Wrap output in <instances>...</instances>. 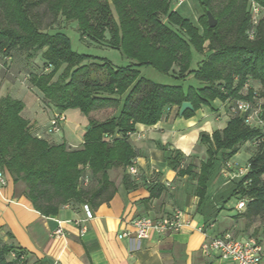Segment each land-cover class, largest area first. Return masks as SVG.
I'll return each mask as SVG.
<instances>
[{
  "label": "trees",
  "instance_id": "16d2710c",
  "mask_svg": "<svg viewBox=\"0 0 264 264\" xmlns=\"http://www.w3.org/2000/svg\"><path fill=\"white\" fill-rule=\"evenodd\" d=\"M197 2L202 11L199 27L171 10L168 0H0L4 70H8L7 60L24 55L26 67L40 56V73L26 77L42 103L58 113L76 110L87 121L78 149L71 150L66 143L50 145L32 134L21 117L20 101L0 100V171L10 176L15 189L22 185L20 193L36 212L56 216L67 205L87 206L92 212L108 203L115 193L110 170H122L125 188L130 183L126 169L136 152L127 140L135 126H154L168 110L180 108L184 102L193 107L183 113L184 118L215 100L226 103L229 113L230 102L250 99V93L243 97L242 88L251 79L263 101L264 119V24L257 21L253 38L248 37L250 4L264 8V0ZM207 12L216 20V27L207 26ZM43 17L51 25L59 18L73 23L82 42L116 50L128 65L114 67L104 59L73 52L64 33L42 31ZM193 54L199 57L194 67ZM143 67L181 82L192 79L199 86L184 90L181 85L156 84L141 76ZM106 111L112 114L91 119ZM228 116L223 131L201 135L207 159L195 175L196 196L202 202L213 174L248 145L254 151L248 172L233 182L228 198L245 200L243 217H264V142L257 149L251 146L261 132L246 127L241 117ZM181 159L179 153H173L169 168L178 170ZM193 168L189 165L178 173L191 175ZM20 253L14 243L0 240V264H25ZM11 254L15 259L9 261Z\"/></svg>",
  "mask_w": 264,
  "mask_h": 264
},
{
  "label": "crops",
  "instance_id": "0c3cea01",
  "mask_svg": "<svg viewBox=\"0 0 264 264\" xmlns=\"http://www.w3.org/2000/svg\"><path fill=\"white\" fill-rule=\"evenodd\" d=\"M257 21L264 24V9L259 11ZM183 83L199 86L192 79ZM188 86L182 87L186 90ZM6 97L23 104L21 117L29 123L33 135L42 137L50 145H72L70 135L62 136L59 142L48 137L47 126L58 112L42 103L28 76L15 74L12 70L6 73L0 65V100ZM178 112L179 108L173 107L156 125L135 126L127 142L136 152L132 162L138 175H129L130 183L125 188L122 170H110L108 177L115 193L108 203L92 211V220L83 223L86 215L80 206H64L56 216L40 215L17 192L6 173L5 186L0 189V228L36 264H230L216 256L204 255L201 246L207 238L231 233L230 227L237 228L235 215L228 207L230 199L224 197L233 185L225 192L224 184L218 179L221 175L233 181L238 178L230 169L223 173L219 168L211 177L201 202L196 196L195 176L199 174L200 164L207 159L206 147L200 142L201 135L210 136L226 128V103L215 100L210 106H201L189 118L180 117ZM80 120L84 131L79 143L87 127L86 119L81 116ZM175 152L182 158L178 170L168 166L169 158ZM238 153L227 163L231 164ZM189 165L194 167L193 174L178 173ZM175 211L182 213L181 223L190 222L189 227L163 236L152 233L140 242L118 239L121 233L134 232L131 220L135 217L160 218ZM82 227L84 233H81ZM199 227H203V233L196 230ZM59 229L61 234L56 235ZM262 230L257 237L232 236L239 240L260 238Z\"/></svg>",
  "mask_w": 264,
  "mask_h": 264
},
{
  "label": "rangeland",
  "instance_id": "374dc122",
  "mask_svg": "<svg viewBox=\"0 0 264 264\" xmlns=\"http://www.w3.org/2000/svg\"><path fill=\"white\" fill-rule=\"evenodd\" d=\"M170 3V8L171 10L175 11L177 14H179L182 18L188 19L193 25L196 27H199V18L202 16V11L199 7V4L197 0H182V1H176V0H168ZM41 12V11H40ZM49 19L46 17L41 18V29L44 32H62L64 33L67 38L70 41L71 44V50L77 54L80 55H88V56H93L97 57L100 59H104L108 62H110L114 67H125L128 65L129 61H127L118 51L112 50L110 48L97 45V44H91L88 42H82L79 38L78 32L76 31V26L73 23H66L64 22L61 18L57 20L56 23L54 24H48ZM2 55L0 54V65L3 68L2 65ZM25 56L21 55L18 58H14V61H9L7 60V65L5 66V69L8 68L7 71H3L8 73L9 70H12L13 73L19 72V74H24V75H33V74H38L40 73L42 69V60L40 56H37L36 59L33 61H30L28 66L25 67ZM198 55L193 54V59H192V67L196 65L198 62ZM9 66V67H8ZM141 76H143L145 79L150 80L156 84H164V85H182L184 88L188 86L186 83L181 82L178 79L173 78L171 75H164L161 74L155 70H153L150 67H143L141 69ZM227 109V108H226ZM112 114L111 111H106L102 115H93L91 116V119H104L107 118ZM65 123L63 125V129L59 135H51L47 134L48 137L54 140V142H59L61 141L62 136H71L73 141H71L72 145L67 146L71 149H78V147L81 146L80 142V134H83L84 128H83V123H80V117L81 114L76 111V110H69L65 113ZM78 127V129H76ZM254 153L253 149L247 145V148H242L238 155L234 157L231 160V165L232 168L230 169L233 173H237V170L240 168L246 167L248 164V160L251 157V155ZM224 164V163H223ZM221 165L220 168L223 169L224 172H228L230 170H227L225 165ZM230 164V163H229ZM3 172V171H2ZM4 173V172H3ZM6 173H4L5 175ZM224 175V174H223ZM218 181L222 184L223 189H225V192L231 188L233 185L232 183L234 182L233 180H228L225 177H221L218 179ZM229 181L230 183H227ZM17 192L20 193L23 191L22 185H18L16 187ZM232 194V190L227 192V194L224 196L225 198H228ZM238 204V201L236 198H231L228 207L229 211H233V216L235 223L237 224V228L234 229L232 227L228 228V231H230V234H234L235 237H246L249 235H253L254 237H257L261 230L264 229V217L261 218H255V219H247L243 217V211L244 210H237L235 207ZM82 207V206H81ZM0 240L1 243L7 244V243H14L13 240L9 238L7 233L5 232L4 229H0ZM17 247V246H16ZM18 250L14 251V255H17ZM14 255H9L8 260L12 261L14 260L15 256ZM21 257L23 258V261L25 264H36L34 262L33 258L31 256H28L25 254L23 251L20 253Z\"/></svg>",
  "mask_w": 264,
  "mask_h": 264
},
{
  "label": "built area",
  "instance_id": "2783aa9c",
  "mask_svg": "<svg viewBox=\"0 0 264 264\" xmlns=\"http://www.w3.org/2000/svg\"><path fill=\"white\" fill-rule=\"evenodd\" d=\"M182 1V0H176ZM254 3L250 4V13L252 16V29L248 33L249 39L253 38L254 27L257 24V15L260 10H263ZM243 97L250 93V99H237L229 104L228 115L238 116L243 119V123L250 129L259 130L261 135L254 139L251 146L255 149L264 142V119L261 117V106L263 101L259 97L257 89L253 88L252 80L247 79L242 88ZM229 117V116H228ZM66 117L64 113L55 114L47 126L46 133L51 135H59L62 131ZM226 169H231V164L225 165ZM249 169V165L240 168L235 174L236 178L243 177ZM126 173L130 176H137L138 171L134 167L133 162L127 167ZM226 173V172H223ZM87 179L84 184H87ZM5 175L0 171V189L5 186ZM245 200L238 201L236 209L241 211L245 208ZM83 211L86 215L83 223L93 219V213L87 206H83ZM182 213L175 211L172 215L150 218V217H135L131 220V225L134 232L121 233L118 239H128L129 241L140 242L147 239L150 234L155 233L159 236L170 234L179 231L183 227H189L190 222L181 223L180 218ZM198 232L203 233V227L196 229ZM85 228L82 227L81 233H84ZM60 235V229L55 232ZM201 251L204 255L216 256L218 259L228 262L230 264H263L264 262V230H262L260 238L250 237L244 240L236 239L230 233H224L214 238H207L201 246Z\"/></svg>",
  "mask_w": 264,
  "mask_h": 264
},
{
  "label": "water",
  "instance_id": "95a60500",
  "mask_svg": "<svg viewBox=\"0 0 264 264\" xmlns=\"http://www.w3.org/2000/svg\"><path fill=\"white\" fill-rule=\"evenodd\" d=\"M206 16H207V26L209 28L216 27L217 22L213 18V16L210 13H208V12H207ZM186 111H193V107H192V105L189 102H184V103L181 104V106L179 108V112H178L179 116L181 117L183 115V113L186 112Z\"/></svg>",
  "mask_w": 264,
  "mask_h": 264
}]
</instances>
